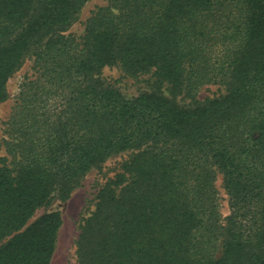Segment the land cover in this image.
Segmentation results:
<instances>
[{"label": "trees", "instance_id": "1", "mask_svg": "<svg viewBox=\"0 0 264 264\" xmlns=\"http://www.w3.org/2000/svg\"><path fill=\"white\" fill-rule=\"evenodd\" d=\"M86 1L0 0V102L32 61L0 139V264H50L62 216L29 220L123 151L80 218L74 264H264V116L250 119L264 102V0H106L76 39ZM107 66L148 88L123 94L99 77ZM211 83L227 94L197 104ZM214 166L233 208L219 256Z\"/></svg>", "mask_w": 264, "mask_h": 264}, {"label": "rangeland", "instance_id": "2", "mask_svg": "<svg viewBox=\"0 0 264 264\" xmlns=\"http://www.w3.org/2000/svg\"><path fill=\"white\" fill-rule=\"evenodd\" d=\"M106 0H88L79 11L74 22L67 29L66 34H71L76 39H80L83 34L86 21L91 14L98 8L105 6ZM32 61L26 58L24 62L9 76L6 82V100L0 102V139L6 135L7 121L10 116L12 106L14 104L15 96L18 92V87L25 77L32 74ZM99 77L106 83L112 84L119 88L123 94L132 96L138 94L140 91L147 89V76L130 77L125 74L119 67L107 66L99 73ZM221 94H227L226 88L221 84H206L196 95L197 104H204L210 99L217 98ZM193 101V100H192ZM250 111H254L251 120L256 117L264 116V102L254 105ZM248 130V129H247ZM248 134V133H247ZM251 138L258 135V131L253 129L250 131ZM244 143H248L240 137ZM1 143V142H0ZM256 150V148H254ZM131 154L130 151L119 152L108 157L98 167L90 169L82 179L79 186H77L67 199L53 198L52 201L46 205L39 207L34 215L29 220V224L34 223L42 214L57 212L62 216L61 225L57 231L56 243L54 245V252L51 256L50 264H74V242L78 233V223L81 216L86 212L90 199L95 195L98 186L103 184L107 179L111 178L121 166V161L127 159ZM0 155H6L3 147L0 149ZM261 153L257 154V166L264 170V158L261 162ZM215 177L212 179V185L215 189V202L217 204L218 220L222 228V237L219 241V253H223L226 247L228 237L226 232L231 224V217L233 208L231 207L230 195L228 193L227 184L225 181L224 171L213 168ZM260 234L264 237V226L260 230ZM260 246L256 248L246 249V254L260 252Z\"/></svg>", "mask_w": 264, "mask_h": 264}]
</instances>
